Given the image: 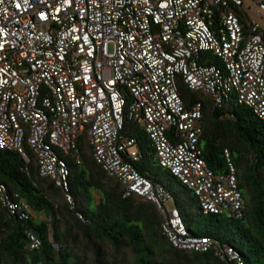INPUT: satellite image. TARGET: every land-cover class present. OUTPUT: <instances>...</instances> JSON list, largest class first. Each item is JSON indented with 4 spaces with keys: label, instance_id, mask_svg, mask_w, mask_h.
<instances>
[{
    "label": "built area",
    "instance_id": "built-area-1",
    "mask_svg": "<svg viewBox=\"0 0 264 264\" xmlns=\"http://www.w3.org/2000/svg\"><path fill=\"white\" fill-rule=\"evenodd\" d=\"M251 12L264 20V0H0V151L28 163L33 152L41 177L73 204L65 157L78 156L87 136L125 198L158 209L176 249L243 264L233 249L190 232L168 207L171 193L137 168L140 141L124 130L135 125L147 135L160 166L195 194L204 214L242 219L247 203L236 167L228 152L225 175L208 166L200 146L204 105L189 107L179 81L215 109L235 101L264 121V28ZM204 53L222 65H209ZM0 204L22 221L33 217L2 185ZM27 236L32 251L43 246L35 232Z\"/></svg>",
    "mask_w": 264,
    "mask_h": 264
},
{
    "label": "trees",
    "instance_id": "trees-1",
    "mask_svg": "<svg viewBox=\"0 0 264 264\" xmlns=\"http://www.w3.org/2000/svg\"><path fill=\"white\" fill-rule=\"evenodd\" d=\"M237 13L245 23L241 11ZM202 58L205 62L214 59L216 65H222L212 53H204ZM204 61L202 65H206ZM179 94L189 107L196 103L204 105L200 146L217 176L228 172L226 152L230 154L247 203L242 219L233 221L225 217L230 227L222 229L224 234L196 219L179 193L143 168L148 158L144 145L149 144L156 157L155 150L144 132L138 129L139 136H134L132 126L126 125L124 137H137L142 147L144 160L137 168L171 193L175 208L191 233L209 236L228 246L243 264H264V121L235 101L228 107L215 109L210 98L193 93L182 79ZM27 156L29 163L17 153L0 151V185L7 188L17 203L27 204L33 213L30 221L25 222L0 204V264H231L213 254L176 249L163 233L158 209L140 197L125 198L123 185L96 162L86 136L79 139V155L65 157L71 173L69 195L73 204L51 179L41 177L36 155L28 150ZM192 200L199 204L200 215L205 216L195 194ZM208 217L219 222V216ZM29 231L42 239L39 250L30 249Z\"/></svg>",
    "mask_w": 264,
    "mask_h": 264
},
{
    "label": "rangeland",
    "instance_id": "rangeland-1",
    "mask_svg": "<svg viewBox=\"0 0 264 264\" xmlns=\"http://www.w3.org/2000/svg\"><path fill=\"white\" fill-rule=\"evenodd\" d=\"M249 8H253V3L248 2L246 4L245 10L248 13H249ZM251 16H252V19L254 21H258L257 19H255L256 17L252 15V12H251ZM258 22H260L262 24L263 28H264V20H259ZM209 62H210L209 65H211V66L216 65L214 59H209ZM106 78L107 79H111L112 78V74L111 73H107L106 74ZM132 128L134 129V136H139V130H138L139 128L137 126H135V125L132 126ZM144 146H145V150H146V153L148 155V158L143 162V168H145L148 172H150L154 179H157L160 183H162L163 185L167 186L171 191H173L175 193H179L181 195L182 199L186 200L187 206H188L187 209L189 210V212L193 211V214L195 213L194 216H195L196 219H199V221H201L208 228H213L214 227L215 230L218 231L220 234H224L225 232L222 231V229L224 227H226V228L230 227L225 222V219H224L225 217H219V222H216V220H212V217H208V215H206V214H204L205 216L200 215L201 211L199 209V204L195 203L192 200V197H194L193 192L185 191V188L183 187V185L179 181L174 179L168 173L167 170H165L159 164H157L158 160L154 156V152L151 149V146L149 144H145ZM95 195H96L97 199H99L98 194L95 193ZM168 207L170 209H174L175 208L174 200H171L168 203ZM199 215L201 216V218H198ZM191 221H193V220L191 219ZM192 227H193V231H195L196 227L195 226H192Z\"/></svg>",
    "mask_w": 264,
    "mask_h": 264
}]
</instances>
